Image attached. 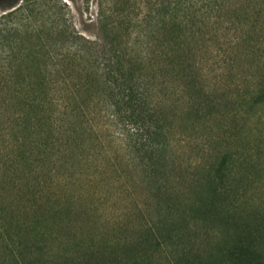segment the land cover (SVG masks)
Masks as SVG:
<instances>
[{
  "label": "trees",
  "instance_id": "obj_1",
  "mask_svg": "<svg viewBox=\"0 0 264 264\" xmlns=\"http://www.w3.org/2000/svg\"><path fill=\"white\" fill-rule=\"evenodd\" d=\"M152 2L131 43L118 41L116 27L102 44L64 29L58 45L52 30L25 29L19 36L18 28L0 27V195L28 191L39 205L46 196L43 213L58 209L60 195L48 193L60 185L61 170L76 168L75 159L96 150V105L118 115L127 132L120 147L136 167L155 175L154 182L175 163L166 106L225 105L215 113L229 116L232 125L243 110L246 117L233 139L248 132L247 121L264 106V0ZM225 78L227 85L220 86ZM259 141L246 139L235 151L217 153L198 180L207 187L196 200L199 210L215 215L214 200L230 202L232 192L237 201L231 204H248L246 191L256 184L253 161L263 148ZM85 160L87 167L96 165ZM166 194L165 187L155 191L161 199ZM241 233L217 264H264L256 230L242 225Z\"/></svg>",
  "mask_w": 264,
  "mask_h": 264
},
{
  "label": "rangeland",
  "instance_id": "obj_2",
  "mask_svg": "<svg viewBox=\"0 0 264 264\" xmlns=\"http://www.w3.org/2000/svg\"><path fill=\"white\" fill-rule=\"evenodd\" d=\"M152 1L0 0V27L18 28L19 36L25 29L52 30L57 45L63 42L58 32L64 29L102 44L113 38L111 27H116L118 41L131 43ZM20 6L24 9L7 15ZM240 75L237 89L242 91ZM217 108L223 113L225 105ZM217 108L166 106L175 131V163L154 182L155 175L136 167L120 147L127 132L118 115L112 117V110L96 105V150L75 159L76 168L61 170L60 185L48 193L60 195L58 209L43 213L46 196L40 206L28 191L18 197L16 190L0 195V264H217L222 252L243 236L242 225L256 230V244L264 252V106L247 121L248 132L241 133V140L233 138L246 117L243 110L232 125L229 116L215 113ZM218 132L221 137L216 138ZM246 139L260 140L263 147L253 161L256 184L246 191L248 204H231L237 201L232 192L230 202L221 196L214 200L215 215L202 212L196 200L205 196L207 187L198 180L210 171L217 153L235 151ZM85 159L96 165L87 167ZM165 176L167 182L162 181ZM158 186L170 197H157ZM5 194L13 198L5 199Z\"/></svg>",
  "mask_w": 264,
  "mask_h": 264
}]
</instances>
